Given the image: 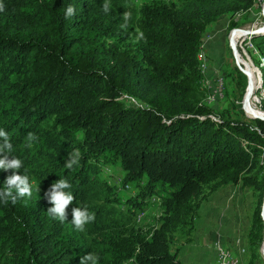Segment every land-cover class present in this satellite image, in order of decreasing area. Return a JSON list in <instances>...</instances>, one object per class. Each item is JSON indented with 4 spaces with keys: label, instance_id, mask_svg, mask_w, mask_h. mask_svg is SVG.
Returning <instances> with one entry per match:
<instances>
[{
    "label": "trees",
    "instance_id": "obj_1",
    "mask_svg": "<svg viewBox=\"0 0 264 264\" xmlns=\"http://www.w3.org/2000/svg\"><path fill=\"white\" fill-rule=\"evenodd\" d=\"M254 1L0 0V129L33 184L31 198L0 202V264H80L90 253L97 264H183L172 234L191 226L205 190L230 184L257 195L246 264H262L264 121L240 103L237 117L203 103L198 61L206 29L222 17L236 28ZM250 43L264 68V35ZM111 166L119 186L104 178ZM10 175L0 170V189ZM59 179L75 197L63 222L45 197ZM153 205L156 225L142 226ZM74 207L95 214L83 231Z\"/></svg>",
    "mask_w": 264,
    "mask_h": 264
},
{
    "label": "rangeland",
    "instance_id": "obj_2",
    "mask_svg": "<svg viewBox=\"0 0 264 264\" xmlns=\"http://www.w3.org/2000/svg\"><path fill=\"white\" fill-rule=\"evenodd\" d=\"M137 6L145 2H158L167 0H131ZM262 0H255L252 7L234 20L238 26L229 29V20L219 18L212 23L203 34L201 49L198 53L200 69L208 76L203 83L202 102L212 104L216 114L237 117V107L241 104V88L238 81L245 84L247 88V77L243 74L231 53V32L235 29H256L264 26V10L262 12ZM241 36L237 40L236 51L243 61L249 63L254 74L260 79L264 76L262 58L250 43V37ZM241 38V39H240ZM206 61L204 60V57ZM207 62V69H206ZM256 68H255V67ZM206 70V71H205ZM216 77L223 79L220 85L222 94L221 100L215 102L212 99L211 90L216 88ZM260 81V80H259ZM263 80L261 85L254 92L257 101L254 103L256 109L264 111V90ZM245 92V91H244ZM242 97V99H241ZM215 104V105H214ZM234 106H233V105ZM242 109V108H241ZM110 168V169H109ZM123 173L117 167H108L104 178L111 185L119 186ZM126 191V189H125ZM132 191V190H130ZM128 191V192H130ZM126 193V192H125ZM206 199L201 202L196 218L191 226L183 228L172 234L170 253L176 254L183 264H213L216 260V248L222 246L233 251L238 259H241L240 252L243 251L242 263L246 264L248 255L246 252V233L249 230L257 195L241 184H230L220 187L215 191H204ZM155 200L154 198L152 199ZM154 202H157L156 200ZM160 214L158 205H153L148 212L140 214V224L145 227L156 225L157 216ZM237 245V248L236 246ZM262 264L264 258L262 257ZM131 264V263H127Z\"/></svg>",
    "mask_w": 264,
    "mask_h": 264
},
{
    "label": "clouds",
    "instance_id": "obj_3",
    "mask_svg": "<svg viewBox=\"0 0 264 264\" xmlns=\"http://www.w3.org/2000/svg\"><path fill=\"white\" fill-rule=\"evenodd\" d=\"M0 10H2V5H0ZM103 10L107 12L109 10V4L106 2L103 5ZM75 15V9L73 6L69 5L65 12V17H71ZM125 24L121 27L127 26V21L130 19V13L125 12L123 14ZM143 33L140 32L137 39H143ZM0 139L3 143L0 144V170L12 171V175L6 178L4 182V188L0 189V202L7 204L9 200L14 204L18 197L20 198H31L33 194V184L30 182V178L27 174H18L20 169L23 167V161L15 156H10L9 153L12 151V144L9 142V137L6 131L0 129ZM27 139L29 141H34L36 139L35 135L31 132L27 134ZM80 160V152L74 150L69 152V155L65 161L64 166L71 169L74 165L78 164ZM71 185L66 179H59L54 182L47 192H45V197L52 207L47 209L48 215L52 216L54 219H59L61 222L67 220L66 209L69 205L73 204L75 197L70 191H65L70 189ZM15 192V195L13 194ZM71 221L70 223L74 227L83 231L86 224L93 222L95 219L94 213H89L87 208L74 207L71 211ZM98 257L92 253L84 256L81 259L80 264H85V262H90V264H97Z\"/></svg>",
    "mask_w": 264,
    "mask_h": 264
},
{
    "label": "water",
    "instance_id": "obj_4",
    "mask_svg": "<svg viewBox=\"0 0 264 264\" xmlns=\"http://www.w3.org/2000/svg\"><path fill=\"white\" fill-rule=\"evenodd\" d=\"M263 10H264V1H263V4H262V12H263ZM237 31H242V30L241 29H235V30H233L230 33L231 34V38H230L231 46L230 47H231V53L233 54V57H234L237 65L239 67H241V70H242L241 64L244 66V62L241 61V64H240V60L238 59V54H237V51H236V43L233 40V37L235 35L234 33L237 32ZM243 32H244V34L247 35V37H250V38L253 37V36L264 35V26L260 27V28H256V29H246ZM242 72L247 77V88L245 89V92H244V97H243V100L241 102V105H242L241 108H242V110L244 111L245 114L250 115L253 118H257V119H260V120L264 121V116L260 117V116H258L256 114H254L253 112H251L252 108H250V107L248 109L245 108V104H248L249 99H250V95H251L250 91H248V87L250 85V81H249V79H250L249 77L250 76H249V74L245 73L243 70H242ZM263 209H264V198H263V203H262L261 212H260L262 220H263V234H264V214H263ZM260 254L264 258V239H263V242H262L261 247H260Z\"/></svg>",
    "mask_w": 264,
    "mask_h": 264
},
{
    "label": "bare ground",
    "instance_id": "obj_5",
    "mask_svg": "<svg viewBox=\"0 0 264 264\" xmlns=\"http://www.w3.org/2000/svg\"><path fill=\"white\" fill-rule=\"evenodd\" d=\"M245 30L242 31H237L234 34L233 40L234 42L237 44V40L239 39V37L241 36H247L246 34H244ZM241 39V38H240ZM238 59L240 60V64L241 61L244 62V66L241 64V66L243 67V71L247 74H249V81H250V85L248 87V91H250V99L248 104H245V108L248 109L249 107L252 108V111L254 114L258 115V116H264V112L261 110L256 109L254 103L257 101L254 97V92L256 91V89L259 87V85H261V79L259 77H257L254 72L252 71V68L250 67L249 63H246L245 61H243L241 59V57L238 54ZM260 80V81H259ZM254 102V103H253ZM263 214H264V209H263ZM234 259H238L235 255H234ZM239 264V263H236Z\"/></svg>",
    "mask_w": 264,
    "mask_h": 264
},
{
    "label": "built area",
    "instance_id": "obj_6",
    "mask_svg": "<svg viewBox=\"0 0 264 264\" xmlns=\"http://www.w3.org/2000/svg\"><path fill=\"white\" fill-rule=\"evenodd\" d=\"M204 57V56H203ZM204 60L206 61V58L204 57ZM255 67V66H254ZM256 68V67H255ZM206 69H207V62H206ZM206 71V70H205ZM216 88L212 91L211 90V97L214 101L216 100H221L223 98V94H222V91L220 89V85L223 84V79L222 78H218L216 77ZM236 248H237V245H235ZM237 252H240V255H241V259H242V256H243V251H238ZM216 260H215V263L213 264H236V263H242V260L241 259H234V255H233V251H230L229 249L227 248H224L222 246H218L216 248Z\"/></svg>",
    "mask_w": 264,
    "mask_h": 264
}]
</instances>
